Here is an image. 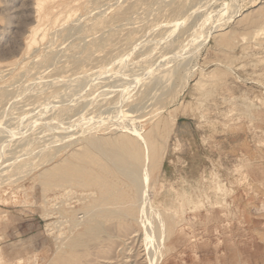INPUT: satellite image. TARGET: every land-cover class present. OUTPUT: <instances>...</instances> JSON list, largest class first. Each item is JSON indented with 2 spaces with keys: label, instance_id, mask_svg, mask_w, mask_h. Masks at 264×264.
<instances>
[{
  "label": "rangeland",
  "instance_id": "1",
  "mask_svg": "<svg viewBox=\"0 0 264 264\" xmlns=\"http://www.w3.org/2000/svg\"><path fill=\"white\" fill-rule=\"evenodd\" d=\"M122 121L155 135L153 198L180 217L160 264H264V0H0V264H135L143 230L134 244L111 221L75 227L54 201L81 217L92 188L44 192L41 175L84 163L83 128ZM183 190L193 202L170 197Z\"/></svg>",
  "mask_w": 264,
  "mask_h": 264
},
{
  "label": "bare ground",
  "instance_id": "2",
  "mask_svg": "<svg viewBox=\"0 0 264 264\" xmlns=\"http://www.w3.org/2000/svg\"><path fill=\"white\" fill-rule=\"evenodd\" d=\"M182 2L183 1H181V6H182ZM184 4H186V3H184ZM38 5H39V7H41L42 3L40 2ZM178 9L180 10V7ZM91 11H93V10L91 9ZM91 11H90V13H91ZM93 13H95V12H93ZM70 16H71V14H69V17ZM198 17H199V15H198ZM200 17H201V14H200ZM77 18H78V20L80 19L79 17H77ZM202 18H203V16H202ZM197 21H199V20H197ZM200 21H201V18H200ZM75 22H76V20H75ZM223 25L220 24L219 26L223 27ZM168 28L169 27L167 26V29ZM40 30H42L41 24H38L36 27H33L34 36ZM70 32H69V34H70ZM45 35H46V32L43 33V36H41V37L45 38ZM35 43H36V39H35V37H33L31 40V43L29 44V47H31ZM164 43H166V42L164 41ZM156 45H157V43H156ZM152 47H154L153 44H152ZM184 62H185V60H184ZM186 64H188V62ZM191 66H192V64H191ZM157 67L155 69L151 68V73L153 74L155 72L154 75L156 74V77H157L156 71L158 72V69H159V67L158 68ZM189 69H190V67H188V69L186 68V70H189ZM183 71H184V69H183ZM179 72H181V71H179ZM179 72L178 73L176 72V73L180 74ZM185 72H187V71H185ZM165 73H168V72H165ZM165 73L161 76L162 78L171 77V75L173 74V72L171 75L165 74ZM181 73H183V72H181ZM84 75H86V74H84ZM184 75H185V73H184ZM184 75L182 74V76L181 75H178V76L183 77ZM186 75H187V73H186ZM186 75L183 77L184 79H186L185 78ZM178 76H176V77H178ZM179 77L177 78V80L181 79ZM158 79L160 80V78H158ZM153 80H154V77H153ZM172 80H171V83H172ZM178 82L181 83L182 79H181V82L180 81H178ZM173 83H172V85H173ZM154 84H153V86L151 85L150 88H151V90L154 89V92H155V87L157 86V84H156V86ZM164 86H165V84H164ZM168 86L170 87V85H168ZM178 86H179V84H178ZM141 87H144V86H141ZM141 87L139 89L142 90L143 88H141ZM152 87H154V88H152ZM161 87H163V86H161ZM166 87H167V83H166ZM173 87L177 88L175 86H173ZM147 88L148 87L146 86V89ZM157 88H158V86H157ZM144 90H145V87H144ZM144 90H142L141 92H143ZM149 90L150 89L148 88V91ZM132 91H133V88H132ZM137 91L138 90H136V92ZM148 91H147V93H148ZM126 92H128V91L122 90V96L123 95L125 96L124 93H126ZM129 92H131V90ZM157 92H155V93H157ZM118 93H120V92H118ZM144 93H146V92L144 91L143 94ZM147 93H146V95H147ZM158 93L160 94V91ZM158 93H157V95H158ZM117 94L113 95L114 98L117 96ZM34 96H35V94H34ZM113 96H112V98H111V96L109 97L111 101L108 102V103H110L108 105H112L111 103L118 100L116 98H115L116 99L115 100L113 98ZM134 96L135 95H133L131 98L136 97V96L135 97ZM144 96H143V98H144ZM146 97L147 96H145V98ZM141 98H142V95H141ZM31 99H33V98H31ZM112 99H113V101H112ZM108 101H109V99H108ZM104 104H106V103H104ZM147 105H149L148 102H147ZM106 106H104V108ZM143 106H146V105H143ZM132 108H134V107H132ZM113 109L116 110V108H114V107H113ZM113 109H111V110L113 111ZM126 109H128V108H126ZM126 109L124 108L123 110H126ZM136 109L137 108L133 109L132 114H134L133 112L136 113V111H135ZM129 110H130V108H129ZM117 111H119V110H117ZM162 111L163 110L161 109L160 112H162ZM112 113H114V111ZM130 113L131 112H128V111H121V114L124 118H128L129 119L128 121H132L133 119L131 118L132 115ZM149 113H150V111H149ZM49 117L53 118V116L52 117L49 116ZM137 117H138V115H137ZM139 117H141V114L139 115ZM85 123H87V122H85ZM88 123H89V121H88ZM128 123L122 121V122L116 124L115 126H113V128H111V126H110L111 129H113V130L115 129L114 131L118 130L119 133H114L112 131L114 133V135L110 134L111 136H108V137L100 136L99 134L98 135L95 134L96 131H93V128L92 129L90 128V130H88V131L87 130L84 131L85 129L83 128L82 132L88 133L89 135L88 136L86 135V137L82 140L81 148H86V149L90 150V153L84 158V163L70 162V160H68V158H65V159L61 160V162H58L57 164H54L53 166H51L49 168L46 167V169L41 173L43 190H44V192H47L51 189L62 187L66 191V193H69V192H71L72 187L77 186V185L91 187L92 189L88 193V203H86L84 205V208H83V212H84L83 216H81V217L78 216L79 209H74L71 206L68 207L67 205H69V204H67V202H66L67 199L63 200L64 199L63 197H62L63 199L60 200L59 202L56 203V201H54L55 204L54 205L52 204L53 206H55L56 212H58L60 214L73 212L74 217L72 218V222H73V225L75 227H78V226L83 225V224H88L89 229L93 230V231H96L95 230L96 224L99 222V219L111 221V223L113 222V224H112L113 226L119 227L120 231L123 233V235H122L123 237H127L128 240H131V243L135 244V242L141 237V241H142L141 246H144V253H142L143 251L140 248L137 252H135L136 254H134V256L137 258V260L134 261L135 264H147V263L148 264H160V262L162 261L161 259H163V256H165V252H166L165 250L166 249L169 250V247H167L166 241L170 237V235L175 231V229L177 228V225L180 222V219H179L180 217L177 218V213H178L177 206H175L173 203L160 206L157 204V201L153 198V189L155 187L151 181V175H152V172L156 168L159 167L161 159L163 157V155L159 154V149H158V147L156 145V141L154 139L155 135L145 134V133H143L144 131L142 132L138 129L140 127L137 128L136 125L132 126ZM97 124H100V122H98ZM107 125H108V122H107ZM156 128H157V126H156ZM156 128H155V126H153L152 130L156 132V130H157ZM106 129H109V127L107 128V126H106ZM111 129H110V131H111ZM107 131H109V130H107ZM68 134L69 135L72 134V131L69 132ZM35 141H37V140H35ZM39 142H40V140H39ZM39 142H36L35 144H38ZM44 142L45 141L43 140V143ZM45 143H47V142H45ZM72 143H73V141H72ZM66 145H64V147ZM36 146H38V145H36ZM36 146H35V148H36ZM41 146L42 145H40V147ZM40 147L37 149H40ZM50 148H51V146H50ZM74 149H76V148H74ZM36 151H38V150H36ZM41 151H43V149ZM40 154H42V153H40ZM55 155L56 154L50 155L49 159H54ZM68 155H70V154H68ZM27 158H31V157H29V155H28V157H26V159ZM34 158L36 159V157H34ZM26 159H25V161H22L20 164L16 162L17 160L14 161L15 163L14 162H12V163L18 164V166H16L17 168H24V167H26L32 163V161H31V163L27 162ZM40 162L42 163L41 160H40ZM44 162H45V160H44ZM9 165L12 166L13 164H9ZM7 167H5V168H7ZM3 168H4V166H3ZM13 170L14 169L12 166V171ZM3 171H4V169L0 171V173L2 172V174H1L2 177H3V175H5L4 173L6 172V171H4V172ZM6 173H8V172H6ZM194 184L196 187L197 182ZM190 185H191V183H190ZM69 187H70V189H69ZM192 187H193V185H192ZM225 190L223 189L221 184H217L216 191L218 192V194L224 193ZM190 193H192V192H190ZM189 194H188V191H186V190L176 191L173 195L171 194L170 197H176L177 200H179V201L182 200L184 202L191 203L195 199V196L192 199V197H191L192 195H189ZM199 196L201 197V195H199ZM57 198H60V197H56V199ZM46 199H47V196H45V200ZM198 199H199V197H198ZM182 201H180V202L183 205L184 202L182 203ZM58 203H61V204L57 205ZM197 205L198 204H196V206ZM210 205H212V204L210 203ZM191 207H189V208H191ZM107 228H108V226H107ZM142 230H143V232H142ZM110 232H111V230H110ZM140 232H142L140 234L141 236L139 235ZM134 244L130 247V251L133 250Z\"/></svg>",
  "mask_w": 264,
  "mask_h": 264
}]
</instances>
